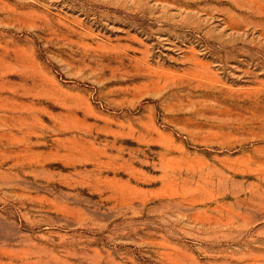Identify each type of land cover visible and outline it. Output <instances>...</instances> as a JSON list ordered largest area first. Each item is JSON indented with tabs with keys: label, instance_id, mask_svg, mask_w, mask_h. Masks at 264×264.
I'll return each instance as SVG.
<instances>
[{
	"label": "rangeland",
	"instance_id": "rangeland-1",
	"mask_svg": "<svg viewBox=\"0 0 264 264\" xmlns=\"http://www.w3.org/2000/svg\"><path fill=\"white\" fill-rule=\"evenodd\" d=\"M0 264H264V0H0Z\"/></svg>",
	"mask_w": 264,
	"mask_h": 264
}]
</instances>
